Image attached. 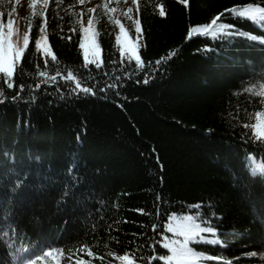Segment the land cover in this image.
I'll return each instance as SVG.
<instances>
[{"label":"trees","instance_id":"obj_1","mask_svg":"<svg viewBox=\"0 0 264 264\" xmlns=\"http://www.w3.org/2000/svg\"><path fill=\"white\" fill-rule=\"evenodd\" d=\"M78 3L57 0L32 18H11L12 8L0 3V23L11 19L13 38H30L15 87L8 89L0 74V262L14 264L3 238L11 225L30 238L25 246L42 242L63 248L65 263L80 258L116 264V257L127 253L138 264H149L141 258L167 253L164 235L182 239L165 227L175 213L211 219L218 226L216 237L204 235L222 245L193 241L200 251L232 264H264V176L249 171L250 165L264 163V139L243 126L255 123L254 113L264 110L261 97L244 92L264 80V43L243 37L186 39L191 27L210 23L225 9L242 3L264 6V0H188L187 5L138 0L120 21L138 45L140 70L121 55L115 41L119 26L106 16L93 24L102 67H84V24L74 26L63 13ZM228 16L221 20L264 37V24L225 20ZM42 34L56 61L36 50ZM205 46L215 51H202ZM173 51L153 74L154 62ZM57 70L73 71L96 95L69 98L73 84L61 77L30 92L43 79L39 71L56 75ZM109 84L116 87L99 91ZM17 94L20 99L13 102ZM17 179L23 180L18 189ZM85 245L92 256L81 251ZM251 252L258 255L239 258Z\"/></svg>","mask_w":264,"mask_h":264},{"label":"snow or ice","instance_id":"obj_2","mask_svg":"<svg viewBox=\"0 0 264 264\" xmlns=\"http://www.w3.org/2000/svg\"><path fill=\"white\" fill-rule=\"evenodd\" d=\"M79 2L84 3V0H79ZM131 2L133 4H137L138 0H131ZM180 2L187 5L188 0H180ZM38 3L41 4L42 7L47 8L49 0H32L33 8H35ZM97 7L100 6L98 5ZM102 7L106 13H113L116 11L115 8H110L107 2H105ZM94 11L95 9H89V12ZM128 12L131 13L132 9L129 8ZM225 13L229 14L225 20L235 18L236 20L244 19L256 24H264V6H262L261 3H242L232 8L225 9L224 12H221L219 15L215 16L210 23L191 27L187 33L186 39H191L193 36L209 37L212 40H216L220 37L225 39L243 37L254 42L264 43V37H257L256 35L242 31L233 23L222 21L221 18L225 17ZM164 14L163 5H160V15L163 16ZM128 18L131 19V16ZM109 19H111L115 25L119 26V32L115 35V41L117 47L121 51V55L123 56L126 54L129 61L134 60L138 70L143 69L144 62L139 55L137 43L129 38L125 26L119 19H114L111 16H109ZM93 24V19L89 18L87 20V27L81 25L84 38L80 44V47L84 49L85 68H87L88 64H94L96 68H101L103 64L100 56V46L96 43L95 39L99 33L94 31ZM135 24L136 39L138 41L141 36V27L138 20L135 22ZM39 31L44 33V27H40ZM13 36L14 24L12 20L9 19L6 25L0 23V74H3V76L7 79L8 89L15 87L13 78L16 74L17 65L20 64L25 57V53L30 43L28 34H25L22 39H14ZM229 42H231L230 39ZM35 48L38 52L42 53L45 58L51 56V59L56 61L57 58L51 50L46 34L40 35V37L35 40ZM202 51L211 52L215 50L205 46ZM175 54V51L170 52L168 57H162L160 60L155 61V67L152 69L153 74L159 70L162 62H165L168 58ZM45 66H47V59H45ZM38 75L43 79L40 83L35 85V88L30 87V92H34L36 89H39L41 87V83L45 85L56 84L57 77H61L65 83L71 82L73 84V87L68 89L69 98L73 96L79 98L81 94H83L85 97L89 95H96L93 87L84 86L82 80L78 78V76L75 75L71 70H68L66 75H63L59 70L56 71V75H49L46 71H39ZM260 76L264 78V71L260 72ZM137 82L139 83V81ZM143 82L145 84L148 83L147 75L145 76ZM258 83V90L256 85H252L246 87L244 92L261 97L260 103L264 105V80ZM115 87L116 86L114 84H109L106 87L100 88L99 91L106 92L108 88ZM24 88L25 86L21 84L19 86V91L22 93ZM57 93H59V97L63 101L65 99L64 93L60 92L59 88H57ZM48 94L49 93L45 92V95ZM2 95L3 93L0 92V96ZM11 99L13 102H15L20 99V96L17 94ZM30 100L31 102H35L36 97L31 96ZM254 116L255 123L244 124L243 126L245 128H251L252 135L257 140L264 139V110L255 112ZM208 131L211 132V129ZM249 171L253 176H264V163L250 165ZM22 183V179H17L15 182V187L18 189L21 187ZM63 195L66 197L69 195L67 190L64 191ZM61 203H63V201ZM195 207L199 209L201 205H196ZM208 207H211V205H208ZM157 213L159 214V209H157ZM215 218L220 219L219 217ZM167 219L168 223L165 225L167 231L173 233V237L178 236L182 239L170 238L167 235H164L162 248L167 249V254L142 257L141 259L148 260L149 264L152 260H156L158 262L162 261L163 264H208L210 261H222V264H232V262L229 260H222V258L218 255H206L203 251H196L194 247L190 246L193 241H195L197 244L222 245V242L218 238L206 239L204 235L205 233L212 237H216L218 235V226L213 225L211 219L205 220L201 219V217L193 215L177 217L175 213L169 215ZM197 220H200V222H197ZM152 227L155 228L156 225H153ZM9 231L11 232V235H9ZM9 231H3V238L5 239L6 246L12 260L14 261V264H62V261L65 259L63 248L47 246L42 242L31 246H25L26 239L30 243V238H26L22 231L20 234H18L16 229L11 225H9ZM153 247L155 250V246ZM81 251L85 252L88 256L93 255L87 245H85ZM250 255L255 256L256 254L251 253ZM116 258L120 261V264H137V260L131 254L126 253L124 255H119ZM0 264H2V262H0ZM73 264H90V262L77 258L73 261Z\"/></svg>","mask_w":264,"mask_h":264},{"label":"rangeland","instance_id":"obj_3","mask_svg":"<svg viewBox=\"0 0 264 264\" xmlns=\"http://www.w3.org/2000/svg\"><path fill=\"white\" fill-rule=\"evenodd\" d=\"M105 2L108 3V6L110 8H115L116 11L113 13H106L102 7V5ZM0 3H4L8 7L12 8V14L10 15L11 18H13V17L15 18L17 14H19V16L21 15V16H27L28 18H32L34 15L43 14L44 10L46 9V8L42 7V5L39 3L35 6V8H33L32 0H0ZM51 4L56 5L57 0H49L48 6ZM98 5L100 7H97ZM134 5H136V4H133L131 2V0H84V3H78L77 5H73V6L66 8L63 11V13L65 15L66 14L69 15L71 22L73 23L74 26H76L80 22H82V24H84V26L87 27V20L89 18H92L94 23L96 22L97 18L100 16H106L108 19H109V16H111L114 19L120 20L121 17L123 15H125L126 12H128V9L132 8ZM89 9H95V11L89 12ZM109 20L112 22L111 19H109ZM129 38L132 40L131 37H129ZM132 41H134V40H132ZM258 89H259V85H257V90ZM171 234H173V233H171ZM190 246L194 247L196 251H200L198 246L192 245V243ZM251 253H255L256 255H258V253H256V252H251ZM251 253H247L244 256H241L239 258L252 257V255H250ZM205 254L209 255L207 253H205ZM73 261L74 260L72 258L69 259L66 263L63 260L62 264H73ZM116 264H120V261L118 260V262ZM137 264H138V262H137ZM208 264H219V263L210 261V262H208Z\"/></svg>","mask_w":264,"mask_h":264}]
</instances>
